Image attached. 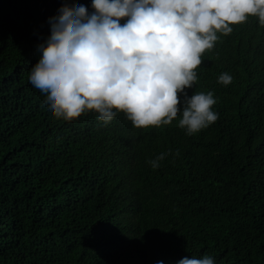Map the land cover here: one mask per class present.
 Here are the masks:
<instances>
[{"label": "trees", "instance_id": "trees-1", "mask_svg": "<svg viewBox=\"0 0 264 264\" xmlns=\"http://www.w3.org/2000/svg\"><path fill=\"white\" fill-rule=\"evenodd\" d=\"M65 3L93 11L0 0V264H264V26L249 17L203 55L186 91L211 92L218 119L194 135L180 115L65 122L28 79Z\"/></svg>", "mask_w": 264, "mask_h": 264}, {"label": "clouds", "instance_id": "clouds-1", "mask_svg": "<svg viewBox=\"0 0 264 264\" xmlns=\"http://www.w3.org/2000/svg\"><path fill=\"white\" fill-rule=\"evenodd\" d=\"M91 7L89 14L65 3L49 18L51 34L29 71V83L57 120L91 112L107 125L123 113L135 129H147L180 115L179 127L194 135L218 119L211 92L189 97L186 91L197 82L203 55L249 17L264 26V0H92ZM232 79L223 73L218 83ZM165 155L149 161L151 167ZM178 264L214 260L185 256Z\"/></svg>", "mask_w": 264, "mask_h": 264}]
</instances>
